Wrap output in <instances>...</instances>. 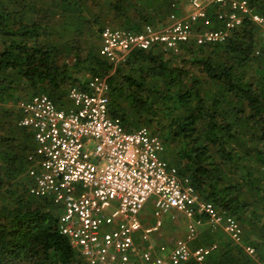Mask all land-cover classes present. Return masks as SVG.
<instances>
[{"label": "trees", "instance_id": "trees-1", "mask_svg": "<svg viewBox=\"0 0 264 264\" xmlns=\"http://www.w3.org/2000/svg\"><path fill=\"white\" fill-rule=\"evenodd\" d=\"M0 0V264H88L58 228L60 207L30 193L32 128L19 124V91L57 106L106 77L109 113L127 130L161 137L162 157L199 198L234 217L243 243L203 227L191 247L215 243L211 264L264 263V42L249 18L223 42L178 52L135 49L113 65L100 53L107 25L161 26L187 0ZM264 16V0H248ZM172 54V57L170 55ZM27 97V98H28ZM4 104V105H3ZM11 104V106H6ZM181 264H197L194 259Z\"/></svg>", "mask_w": 264, "mask_h": 264}, {"label": "built area", "instance_id": "built-area-1", "mask_svg": "<svg viewBox=\"0 0 264 264\" xmlns=\"http://www.w3.org/2000/svg\"><path fill=\"white\" fill-rule=\"evenodd\" d=\"M245 18L258 26L264 42V16L248 0H189L186 9L171 13L161 26L146 24L139 32L103 28L100 53L117 65L135 49L176 53L190 42H223ZM67 98L70 105L65 107L44 93L21 100L19 124L33 129L36 144L29 155V191L60 207L59 231L88 264H133L137 254L140 264L190 259L211 264L207 258L215 243L189 244L205 224L222 229L248 255L255 254L253 246L243 243L239 222L200 199L162 157L161 137L146 126L127 130L119 117L110 115L106 77L90 78L85 88L70 87ZM151 196L154 222L145 226L140 213ZM172 210L188 219L186 235L165 256L149 247L139 249L136 237L149 242Z\"/></svg>", "mask_w": 264, "mask_h": 264}, {"label": "rangeland", "instance_id": "rangeland-1", "mask_svg": "<svg viewBox=\"0 0 264 264\" xmlns=\"http://www.w3.org/2000/svg\"><path fill=\"white\" fill-rule=\"evenodd\" d=\"M188 1H185L182 5V8L183 9H186L187 6H188ZM90 3H88V5L90 6L91 9H95L97 10L96 8H94V6H92V2L91 0L89 1ZM107 27H115V26H111V25H107ZM170 57H172V54L170 55ZM19 97L23 100L25 98H27L29 96L28 94V89H25L23 91H19ZM20 103V102H19ZM19 103L15 106V108L18 110L19 108ZM4 105V104H3ZM6 106H11V104H6ZM145 126V125H144ZM94 146V143L91 142L88 147L89 149H92ZM153 199H154V196H151L148 201L146 202L145 204V207H144V213L148 216V215H151L152 217V211H153V205H152V202H153ZM142 214L140 213V216ZM154 219V218H153ZM154 222V220H153ZM188 219L182 214V213H179V212H172L170 214H167L165 215L164 219H163V224L161 226V228L156 232V233H153L150 237V239H152L153 235L154 234H159L158 237H155V239H157L158 243H160V238H165L167 241H172L173 239H177L179 238L180 236H182L183 234V230H185V227L188 226ZM155 236V235H154ZM197 238V237H196ZM195 238V239H196ZM194 239V240H195ZM193 240V241H194ZM192 241V242H193ZM138 248L139 249H142V246L141 245H138ZM138 255V254H137ZM135 255L132 257L133 259V264H140V262L138 261V256Z\"/></svg>", "mask_w": 264, "mask_h": 264}, {"label": "crops", "instance_id": "crops-1", "mask_svg": "<svg viewBox=\"0 0 264 264\" xmlns=\"http://www.w3.org/2000/svg\"><path fill=\"white\" fill-rule=\"evenodd\" d=\"M172 212H177V211L172 210L170 213H172ZM141 214L142 215L140 216V219H141V222H142L143 225L147 226V225H150L151 223H153V220H154L153 219V216L152 217H151V215H148L147 216L144 213V210L141 211ZM203 227H208V225L205 224V225H202V226H199L198 227L197 235L190 241V243H189L190 246H191L192 241L198 236V234H200V231H201V229ZM209 228H211V227H209ZM182 232H183L182 233L183 235L180 236V237H184L186 235V233H187V227H185V230H183ZM159 234H157V235L154 234L155 236L153 235L152 239H150V241L149 242H146V243L143 242V241H141L139 237H136V239H135L136 244L137 245H141L142 248L149 247L153 253H155L157 255L165 256V255H167L170 252L172 246L174 245L175 239H173L172 241H167L165 238H160L161 241H160V243H158V241H157V239H155V237H158ZM133 256H135V255H133ZM133 259H134V257H133Z\"/></svg>", "mask_w": 264, "mask_h": 264}]
</instances>
